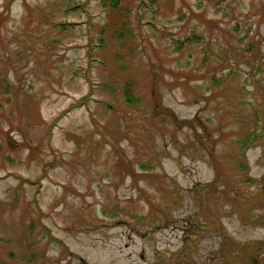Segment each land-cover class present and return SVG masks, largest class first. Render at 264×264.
<instances>
[{
	"label": "rangeland",
	"instance_id": "374dc122",
	"mask_svg": "<svg viewBox=\"0 0 264 264\" xmlns=\"http://www.w3.org/2000/svg\"><path fill=\"white\" fill-rule=\"evenodd\" d=\"M122 2L0 0V264H264V0Z\"/></svg>",
	"mask_w": 264,
	"mask_h": 264
},
{
	"label": "trees",
	"instance_id": "16d2710c",
	"mask_svg": "<svg viewBox=\"0 0 264 264\" xmlns=\"http://www.w3.org/2000/svg\"><path fill=\"white\" fill-rule=\"evenodd\" d=\"M12 1H14V0H11V1L9 0L10 3ZM98 1L101 2L102 6L104 8V12H105V21L102 23L100 30H99V33H100V37L98 39L99 40V43H98L99 47L101 48L104 45H106V42L107 41L110 42L112 38L117 39L121 42V44H124L128 38H132L134 36L133 28L131 26V22L129 19L131 9L129 8L128 5L124 4L122 2V0H98ZM152 1L155 2L156 0H152ZM76 7H77V5L73 6V8H76ZM60 24H65V23H60ZM63 26L65 27V25H63ZM153 75L157 76L156 73H154V72H153ZM218 81H220V79H218ZM156 84H157V79L155 78L154 86ZM132 86L133 85L131 84V82H128L125 84L124 88H125L126 92L124 93V96L126 95V102L128 103V105L135 107L138 105L137 104L138 100L135 97H133L134 94H131V92H128V89ZM154 93H155V91H153V95H154ZM87 96L88 95L83 96L81 101H79L78 103L72 104L68 109H66L64 111V113L66 111H68L69 109H71L77 105H80L82 103V101L85 99V97H87ZM155 104H160V102L156 101ZM165 121L167 123H170L168 121V119L166 118V116H165ZM243 142H244V140H243ZM243 158H244V155H243ZM141 167H143L145 169L144 164H141ZM238 167L242 169L241 173H243V171H246V169H247L246 164H244L241 161H240V165H238ZM248 178L250 180L253 179L249 175H248ZM263 178H264V176H263ZM240 180H241V177H240ZM242 180H244L243 176H242ZM251 264H260V263L259 262H252Z\"/></svg>",
	"mask_w": 264,
	"mask_h": 264
},
{
	"label": "flooded vegetation",
	"instance_id": "af4514ba",
	"mask_svg": "<svg viewBox=\"0 0 264 264\" xmlns=\"http://www.w3.org/2000/svg\"><path fill=\"white\" fill-rule=\"evenodd\" d=\"M142 256H140V258H141ZM80 260H83L82 258H80Z\"/></svg>",
	"mask_w": 264,
	"mask_h": 264
}]
</instances>
